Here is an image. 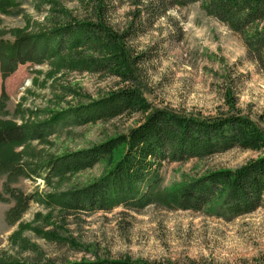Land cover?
<instances>
[{
    "label": "rangeland",
    "instance_id": "374dc122",
    "mask_svg": "<svg viewBox=\"0 0 264 264\" xmlns=\"http://www.w3.org/2000/svg\"><path fill=\"white\" fill-rule=\"evenodd\" d=\"M10 1L9 7L0 6L1 38L13 40L19 33H35L54 22L56 14L51 5L44 3L46 0ZM57 1L73 15L85 16L82 0ZM131 9L132 0H114L110 20L125 27ZM131 45L137 52L145 53L138 73L145 96L155 106L215 116L228 109L224 89L231 87L239 112L264 129V72L249 56L243 36L209 15L201 2L170 9ZM116 81L89 73L56 72L51 60L22 64L4 81L8 99L0 109V119L19 125L44 121L52 111L86 104L89 97L98 98ZM2 85L0 72V96ZM69 87L78 89L80 97L73 98ZM138 119V114L124 115L65 126L44 140L15 147L22 153L18 165L29 169L27 163L46 162L127 134ZM262 154L235 147L203 159L165 163L154 202L140 210L119 205L111 211L68 214L40 200L96 181L118 154L115 159L106 157L92 168L64 178L54 177L51 182L28 176V170L25 174L16 172L11 178L0 170V260L9 257L11 261L26 263L49 260L73 264L127 256L135 261L170 260L176 264H264V208L226 218L217 213L219 204L195 212L174 209L163 202L168 192L195 178L216 169H236ZM19 193L30 197L29 204L19 220L12 223L8 212ZM64 216L66 225L59 232L78 246L49 241L39 232L55 231V224L59 225ZM22 225L26 227L23 229ZM29 244L37 248L27 247Z\"/></svg>",
    "mask_w": 264,
    "mask_h": 264
},
{
    "label": "trees",
    "instance_id": "16d2710c",
    "mask_svg": "<svg viewBox=\"0 0 264 264\" xmlns=\"http://www.w3.org/2000/svg\"><path fill=\"white\" fill-rule=\"evenodd\" d=\"M82 1L85 4L83 18L73 15L57 0H46L44 3L51 5L56 14L51 26L35 33H19L13 40L0 37L3 80L0 109L8 99L4 81L20 65L29 62L41 64L51 60L56 72L89 73L98 75L100 79L112 77L117 81L98 98L89 97L86 104L52 111L51 117L44 121L19 125L13 120L0 119V170L10 178L16 172L25 174L28 170V176L51 182L54 177L64 178L67 174L92 168L106 157L115 159L118 154L111 167L96 181L76 186L67 193L51 194L49 200H40L68 214L111 211L119 205L140 210L154 202L165 163L203 159L239 147L263 154L236 169H216L195 178L168 192L163 202L174 209L195 212L211 204H219L217 213L226 218L264 208V129L239 112L233 88L224 89L228 109L215 116L204 117L157 107L145 96L138 73L145 53L137 52L131 45L170 9L201 2L209 15L243 36L249 56L264 72V0H132L133 9L127 15L125 27L116 26L110 20L114 0ZM11 5L10 0H0V6L4 8ZM68 93L73 98L80 97V91L74 87H69ZM135 114L139 115L138 122L127 134H119L90 148L69 152L46 162L27 163L29 169L23 170L18 165L22 153L15 150L17 146L44 140L65 126ZM29 199L21 193L16 195V203L8 212L10 222L19 220ZM66 218L62 217L59 225L55 224V231L39 232L49 241L72 242L78 246L76 241L59 232L64 229ZM25 227L22 225L23 229ZM14 236L17 237V233ZM27 247L37 248L30 244ZM0 264L55 263L49 260L26 263L11 261L8 257L1 258ZM73 264L176 263L170 260L135 261L126 256Z\"/></svg>",
    "mask_w": 264,
    "mask_h": 264
},
{
    "label": "built area",
    "instance_id": "2783aa9c",
    "mask_svg": "<svg viewBox=\"0 0 264 264\" xmlns=\"http://www.w3.org/2000/svg\"><path fill=\"white\" fill-rule=\"evenodd\" d=\"M26 87H23L22 89H25Z\"/></svg>",
    "mask_w": 264,
    "mask_h": 264
}]
</instances>
